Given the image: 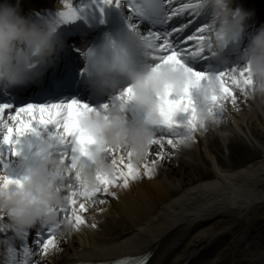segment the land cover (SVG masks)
I'll list each match as a JSON object with an SVG mask.
<instances>
[{
	"label": "bare ground",
	"instance_id": "bare-ground-1",
	"mask_svg": "<svg viewBox=\"0 0 264 264\" xmlns=\"http://www.w3.org/2000/svg\"><path fill=\"white\" fill-rule=\"evenodd\" d=\"M47 2L52 3L22 0L19 5L34 15L33 7L46 8ZM235 91L237 102L225 103L221 125L195 131L190 146L179 148L181 155H172L169 150L175 149L165 143L170 155L161 160L160 147L152 145L147 158L135 164L140 178L127 188L113 185L106 203H89L80 213L87 222L57 236V247L34 264H71L133 251H151L150 264H264V98ZM31 137L25 133L15 145L0 143V174L21 177L20 161L35 154L27 146ZM152 161L158 163L148 177L144 164ZM11 230L0 231V257L4 239L12 242Z\"/></svg>",
	"mask_w": 264,
	"mask_h": 264
},
{
	"label": "clouds",
	"instance_id": "clouds-1",
	"mask_svg": "<svg viewBox=\"0 0 264 264\" xmlns=\"http://www.w3.org/2000/svg\"><path fill=\"white\" fill-rule=\"evenodd\" d=\"M201 13L211 10L205 42L206 49L222 57L227 47L239 41L251 13L234 8V0H200ZM64 0H57V7ZM56 23H42L22 14L19 0L0 3V85L25 83L38 66L51 60L58 50ZM152 43L139 30L113 35L106 33L101 43L86 47L82 56L95 74L99 86L117 94L114 102L83 114L81 124L92 137L95 150L65 158L58 141L48 138L37 142L31 158L20 161L23 166L20 183L5 182L0 174V215L7 217L15 230L27 232L37 225H59L62 234L77 230L71 218H61L57 209L69 204V185L95 191L101 175L113 177L117 171L112 150L130 154V162H143L156 136V126L163 116L162 98L168 94L190 93L195 105V131L207 132L223 123L222 114L214 111L213 97L219 95L221 83L211 75L205 83L192 72L168 62L156 67L152 62ZM138 59L144 61L138 63ZM243 63L234 68L248 74L247 95L264 98V27L253 34L241 53ZM227 59L224 63H227ZM121 78L129 82L128 93L121 87ZM143 112L146 119L133 123L131 112ZM194 137L183 136L177 147L190 146ZM11 177V176H9Z\"/></svg>",
	"mask_w": 264,
	"mask_h": 264
},
{
	"label": "snow or ice",
	"instance_id": "snow-or-ice-1",
	"mask_svg": "<svg viewBox=\"0 0 264 264\" xmlns=\"http://www.w3.org/2000/svg\"><path fill=\"white\" fill-rule=\"evenodd\" d=\"M177 0H80V4L74 6L72 0H64L65 10L60 12L63 20H75L81 16L88 18H97L104 13L110 6L125 8L129 12V20L138 16L146 18L153 27H150L144 34V38L152 43V58L156 62L155 66L160 67L164 63H174L177 66L185 68L192 72L197 81L207 80L211 76L208 72L198 71L189 66L192 58L204 53L205 42L208 38L209 30L207 24L200 26L201 15L200 0H189L184 2L180 0V7H175ZM175 17H189L190 22H184L181 27H172L163 31L158 26H166L169 21ZM138 23V21H137ZM129 28L138 30L136 23H129ZM191 34H186L188 32ZM215 77L221 83L219 95L213 97L212 107L214 111L222 114L225 103L230 99L232 104L237 102V93L235 89L239 88L241 92L247 95V85L250 84L248 74L244 70L237 71L235 68L225 70L215 74ZM131 93V88L126 90ZM93 109L76 100L66 102H55L46 104H26L21 107H13L9 104H0V143L15 145L18 137L28 132H35L37 126L53 125L55 131L52 133L55 141L60 145L69 146L73 152H78L82 156H87L92 137L86 134L81 124V118L87 111ZM161 111L163 120L160 124L161 131L153 138L152 145H158L161 151L158 153L159 159H164L166 155L165 143L171 145L173 149L177 147L178 140L183 136L194 137L197 128L195 119V105L190 93L181 95L168 94L162 98ZM184 114L186 119L180 120L178 116ZM13 154L16 149L13 147ZM117 165V171L113 177H104L101 175L100 187L95 191L85 190L82 186L73 187L69 185V204L66 207L57 209L58 215L64 218H71L77 229L87 221L80 213L87 211L88 204L105 203L100 199V195H108L113 185L118 187H129L130 180L140 178V169L130 162V154L125 155L123 150L119 153L112 150ZM62 154L67 158V151L62 150ZM127 161V163H126ZM158 161H152L151 165L144 164V174L151 177L155 174ZM3 180L7 183L14 181L20 183V179L4 176ZM122 182V183H121ZM112 196H116L115 191H111ZM7 217L0 215V224L3 225L0 231H7L14 226L5 223ZM91 227H96L93 222ZM60 229L59 225L47 226L45 236L44 232L38 231L34 243L45 255L50 248L57 247L56 232ZM16 236L20 237L21 249L24 256L22 261L13 260V264H31L29 257L33 254L32 248L27 244V232L15 230ZM13 253L14 249H8ZM151 253L141 257L125 258L118 264H149Z\"/></svg>",
	"mask_w": 264,
	"mask_h": 264
},
{
	"label": "rangeland",
	"instance_id": "rangeland-1",
	"mask_svg": "<svg viewBox=\"0 0 264 264\" xmlns=\"http://www.w3.org/2000/svg\"><path fill=\"white\" fill-rule=\"evenodd\" d=\"M173 154L177 155V154H182L183 152H181L180 150H178L177 152H172ZM258 160L254 161V163H256ZM108 198H104V200L106 201Z\"/></svg>",
	"mask_w": 264,
	"mask_h": 264
}]
</instances>
